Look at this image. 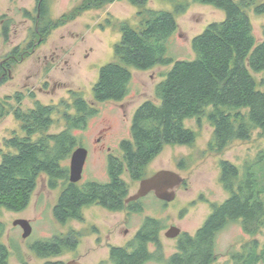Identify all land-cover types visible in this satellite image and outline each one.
<instances>
[{
	"label": "trees",
	"instance_id": "16d2710c",
	"mask_svg": "<svg viewBox=\"0 0 264 264\" xmlns=\"http://www.w3.org/2000/svg\"><path fill=\"white\" fill-rule=\"evenodd\" d=\"M114 1L84 0L70 12L50 19V0H43L40 16L34 18L37 20L34 35L41 44L56 28L88 10L102 8ZM129 1L141 6L149 2ZM192 1L215 5L227 14L224 21L211 23L193 38L196 59L173 60L167 56L169 40L179 29L176 14L167 10L145 9L140 12L143 16L141 30L128 24L122 26V39L115 46L116 57L122 63L110 62L100 70L99 80L93 89L95 101H121L130 93L133 79L130 66L148 70L173 64L166 78L156 86L155 98L147 99L137 109L130 138L121 143V155H110L109 181H89L84 188L70 181L67 161L78 147L83 146L75 130L86 129L89 119L99 112L94 104L73 92L76 114L67 113V127L56 134L49 133L55 106L37 101L33 108L14 109L24 135L6 138L4 145L8 151L0 150L1 207L10 211L26 209L40 178L46 176L51 189H57L61 182L66 185L54 206V215L59 222L82 220L84 206L92 204L115 212H142L143 198L126 203L130 186L124 175L128 173L132 180H142L146 176V168L165 145H193L197 132L185 126L187 118L197 117L200 123L203 117L208 118L214 128L209 143V150L213 153L224 151L234 141L250 140L255 130L264 136V78L261 80L263 89H258V82L251 73L264 71V39L257 41L251 18L242 8V5L248 7L252 2L243 1L241 5L234 0ZM188 8L189 3H180L176 5V12L183 13ZM255 10L264 14V2ZM31 47L36 45L32 43ZM1 72L3 65L0 63ZM6 78L7 73L0 82ZM62 103L67 108L71 107L69 102ZM12 109L13 106L9 108L4 102L0 103V118ZM220 165L221 182L230 197L216 206V213L199 231L193 246L190 245V235L183 232L178 238L177 250L166 257L160 240L165 226L161 220L147 217L127 247L112 248L113 263L146 264L151 260H164L162 262L168 264H192L191 259L194 258L193 263L204 264L212 253L210 236L229 220L239 217H244L247 231L258 233L264 226V151L256 159L247 161L243 170L228 160H223ZM4 232L5 225L0 222V264H9L10 251L3 241ZM78 236L73 229L65 236L56 235L37 241L31 248L41 258L57 257L67 250L76 249ZM151 245L156 246L155 251L150 249ZM249 261L264 264V245L260 246L259 241L254 257ZM249 261L246 264H250ZM23 264L30 263L23 260ZM46 264L64 263L47 261Z\"/></svg>",
	"mask_w": 264,
	"mask_h": 264
},
{
	"label": "rangeland",
	"instance_id": "374dc122",
	"mask_svg": "<svg viewBox=\"0 0 264 264\" xmlns=\"http://www.w3.org/2000/svg\"><path fill=\"white\" fill-rule=\"evenodd\" d=\"M38 0H0V17L5 24L10 23L6 34H0V62L9 61L11 71L7 78L0 82V99L8 101L13 109L20 107L27 110L36 106L39 101L53 105L54 122L49 133H59L67 127L66 114H76L73 92H78L83 98L98 108L99 112L90 118L84 130H75L81 138V144L88 150L83 178L78 182L84 188L89 181L108 182V148L113 155H121L122 141L130 138L131 125L137 109L147 99L155 98L156 86L166 78L173 64L159 65L148 70L129 67L133 79L130 83L129 95L121 101L97 102L94 99V86L99 80L101 68L110 62L122 63L115 54V46L122 39V26L128 24L136 30L143 28L145 9L167 10L176 14L179 29L169 40L167 56L173 60H194L197 58L192 47V40L214 22L226 19V11L212 4L194 2L192 0H149L146 5H136L129 0H115L102 8H94L84 12L75 20L56 28L48 39L41 44L34 35L35 24L31 22L36 15ZM84 0H50V19H57L70 12ZM242 5L243 1L252 2L242 8L251 18L257 41L264 39V14H258L256 6L264 0H234ZM189 3V8L183 13L176 12V5ZM30 12V16L25 14ZM31 17V18H30ZM33 20V18H32ZM42 40V39H40ZM30 42L36 45L33 53ZM19 47L18 52H13ZM32 48V47H31ZM25 54L24 58L23 55ZM12 56V57H11ZM47 56V60H45ZM53 57V59H52ZM261 84L264 71H251ZM3 72L0 73V78ZM62 101L69 102L67 108ZM210 107L208 110H210ZM185 126L197 132L193 145H165L161 153L146 168V176L151 177L156 172L168 169L179 173L185 184L176 188V198L166 204L151 192L142 199V212L111 211L92 204L84 206V218L70 219L66 223L59 222L54 215L61 192L66 186L61 182L57 189H51L46 176H42L34 191L29 205L22 211H10L0 206V221L5 224L3 241L9 248V264H46L47 261L68 263L75 260L81 264L110 263L109 245L126 246L142 227L147 217H154L165 226L161 231L160 240L166 257L177 250L178 238L166 236L173 225L183 232L193 229V214H206L208 198L211 202H222L230 197V193L221 182V165L228 160L242 170L247 161L256 159L264 151V136L255 130L250 140L234 141L224 151L213 153L209 143L213 137L214 128L207 117L200 120L197 117L187 118ZM24 135L21 122L14 113H8L0 118V150L8 151L4 145L6 138ZM103 145L105 147H103ZM70 158L67 164L70 167ZM2 161L0 153V162ZM130 186V194H135L141 180H132L128 173L124 175ZM193 218V220H192ZM17 219H26L32 227V234L23 238L24 230L15 226ZM77 230L79 245L76 249L67 250L52 258H41L31 248L40 240L56 235H67L71 230ZM259 245H264V226L256 234ZM239 240V228L236 224L228 225L220 238V260H226L229 244ZM150 248L154 249L151 245ZM164 260H151L146 264H168Z\"/></svg>",
	"mask_w": 264,
	"mask_h": 264
},
{
	"label": "flooded vegetation",
	"instance_id": "af4514ba",
	"mask_svg": "<svg viewBox=\"0 0 264 264\" xmlns=\"http://www.w3.org/2000/svg\"><path fill=\"white\" fill-rule=\"evenodd\" d=\"M42 2H43V0H38L37 1V3H36V15L32 16L33 20L30 17L31 18V22L35 24V27H36V24H37V20L34 19V18L35 17L39 18L40 12H41V8H42ZM24 12H25V14L27 16L31 15L30 12L27 11V10H25ZM5 21H6L5 19L0 17V32L1 33L3 32L4 34H6V32H8V30L10 29V26L6 25ZM29 45L31 47L32 46V42H30ZM16 49L13 52L14 55H15V52H18L19 47L16 48ZM35 49H36V47H32L31 49H27V50H25V54H26V52L33 53L35 51ZM25 54L23 55L22 58H24ZM47 59H48L47 56H45V60H47ZM52 59H53V57H52ZM0 63L3 65V76L2 77H4L7 72L9 74V72L11 71V68H10V66H8L9 65L8 64L9 61H7V60L2 61ZM3 102H4V104L7 107H9V108L12 107V104L10 103V101L7 100V97H6V100H3V99L1 100L0 99V103L2 104ZM9 113H14V110H11ZM105 146L103 145V147H105ZM108 151H109L110 155H113L111 153V148H108ZM183 184H185V181H184ZM227 199H225L222 202H218V203L217 202L216 203L215 202H211L208 198H205V200H203V201H206L205 204L207 206H205V209L208 210V211L206 212V214H203L202 216H199V217H198V215L196 213H194L193 214V218L195 217L196 220L193 221V224H192L193 229L190 230V231L184 232V233H188L190 235V238H191L190 245L193 246V243L198 239L199 231L206 227V225L210 221L211 217L216 213V211H217L216 206L222 204ZM193 218H192V220H193ZM244 220H245L244 217H239L236 220H229V222L227 224H225L223 226V228H217V230H215L213 232V234L210 236V240H209V242L211 244L210 245V249H212V253H211L210 258L204 264H240V263L241 264L242 263L246 264L250 260L251 257H254V251H256L257 241H258L257 238H256V234L257 233L247 231V229L245 227V224H244ZM0 222H2V221H0ZM231 223L236 224V226H238V228H239V240L236 243L229 244V246H228V248L226 250L227 254L225 255L226 260L222 261V260H220V256H221L220 238H221L222 232ZM17 226H19V225H17ZM182 233H183V231H182ZM79 235H81V233ZM179 236L177 238H179ZM78 245H79V243H78ZM113 247H127V245L126 246L109 245L108 252L110 254V260L111 261L108 264H114L112 256H111V250H112ZM150 249L152 251H155L156 250V246H154V249H152V248H150ZM105 261L109 262L107 260V257H106ZM105 261L102 260L101 263L105 262ZM193 261H194V258L191 259V263L192 264H196V262L193 263ZM250 264H253V262H250ZM254 264H256V263L254 262Z\"/></svg>",
	"mask_w": 264,
	"mask_h": 264
},
{
	"label": "water",
	"instance_id": "95a60500",
	"mask_svg": "<svg viewBox=\"0 0 264 264\" xmlns=\"http://www.w3.org/2000/svg\"><path fill=\"white\" fill-rule=\"evenodd\" d=\"M88 157V150L81 146L78 147L72 154L70 160V181L78 183L83 178L84 167ZM184 178L177 172L163 169L156 172L151 177L144 178L140 181V186L135 194H131L126 203L137 201L146 197L151 192H154L157 198L166 202L175 200L177 192L176 188L184 183ZM14 225H19L23 228V238H28L32 234V227L28 220L17 219ZM182 233L178 226H171L166 232V236L170 238H177ZM66 264H81L75 260L69 261Z\"/></svg>",
	"mask_w": 264,
	"mask_h": 264
}]
</instances>
